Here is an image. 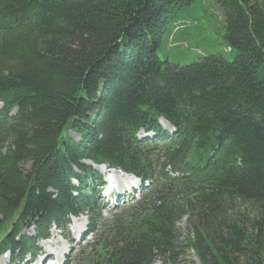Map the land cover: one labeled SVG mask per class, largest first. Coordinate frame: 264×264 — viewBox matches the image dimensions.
Masks as SVG:
<instances>
[{
  "label": "trees",
  "instance_id": "16d2710c",
  "mask_svg": "<svg viewBox=\"0 0 264 264\" xmlns=\"http://www.w3.org/2000/svg\"><path fill=\"white\" fill-rule=\"evenodd\" d=\"M194 1L0 0V22L35 16L0 32V100L19 110L0 125V253H35L22 227L40 240L70 214L97 218L82 161L144 175L156 153L163 187L103 226L85 264H176L183 220L192 264H264V0H210L231 62L160 61ZM158 117L174 144L135 147Z\"/></svg>",
  "mask_w": 264,
  "mask_h": 264
},
{
  "label": "rangeland",
  "instance_id": "374dc122",
  "mask_svg": "<svg viewBox=\"0 0 264 264\" xmlns=\"http://www.w3.org/2000/svg\"><path fill=\"white\" fill-rule=\"evenodd\" d=\"M220 9L212 4L210 0H195L191 9L185 14V21L181 26L172 32L171 36H166L162 41L160 49L157 51L158 59L162 62H168L177 66H187L199 62L205 56L219 55L225 60L231 62L235 53L228 52L223 44V24L220 20ZM74 142L79 141L75 134H69ZM28 168V167H27ZM137 194L132 199H135ZM113 214L104 215V221L109 222ZM177 232L180 234L182 256L176 264H192V251L183 246L184 238L188 234L184 220L177 226ZM182 230V231H181ZM31 235V232H27ZM53 245L58 247L55 242ZM81 250H72L71 259H80L77 255ZM88 252L84 254L86 256ZM154 264H172L168 259L157 260ZM198 264V263H196Z\"/></svg>",
  "mask_w": 264,
  "mask_h": 264
},
{
  "label": "bare ground",
  "instance_id": "6f19581e",
  "mask_svg": "<svg viewBox=\"0 0 264 264\" xmlns=\"http://www.w3.org/2000/svg\"><path fill=\"white\" fill-rule=\"evenodd\" d=\"M54 242V241H53ZM54 243H52L51 245H53Z\"/></svg>",
  "mask_w": 264,
  "mask_h": 264
}]
</instances>
